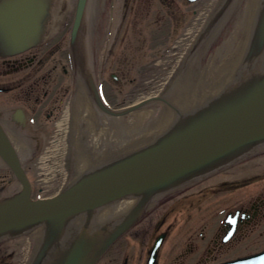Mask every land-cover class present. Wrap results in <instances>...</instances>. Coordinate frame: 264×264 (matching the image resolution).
Here are the masks:
<instances>
[{
	"label": "flooded vegetation",
	"instance_id": "af4514ba",
	"mask_svg": "<svg viewBox=\"0 0 264 264\" xmlns=\"http://www.w3.org/2000/svg\"><path fill=\"white\" fill-rule=\"evenodd\" d=\"M78 1L52 0L53 18L38 44L10 55L0 49V150L7 153L8 142L15 152H31L21 164L33 198H43L36 158L62 135L63 113L70 114L68 131L75 134L72 110L80 88L97 104L95 89L106 106L120 108L123 85L134 82L126 80L129 73L168 72L174 65L178 70L203 49L200 34L222 0H89L95 22L74 49ZM240 12L233 5L226 16L231 20ZM75 52L86 55L85 66H74ZM256 157L151 198L96 264H264V152ZM73 167L68 162V179ZM21 189L0 154V201ZM31 234L1 238L0 264H50L44 257L35 262L41 242Z\"/></svg>",
	"mask_w": 264,
	"mask_h": 264
},
{
	"label": "water",
	"instance_id": "95a60500",
	"mask_svg": "<svg viewBox=\"0 0 264 264\" xmlns=\"http://www.w3.org/2000/svg\"><path fill=\"white\" fill-rule=\"evenodd\" d=\"M241 3L220 2L200 34L198 42L203 49L189 55L163 91L149 101L115 110L105 108L97 89L91 92L98 104L81 90L91 106L113 116L127 115L155 101L173 109L164 127L124 158L85 172L53 198L32 200L21 161L7 142V153L0 150V154L7 158L22 190L0 201V239L31 231L41 242L35 262L44 257L50 264H95L133 225L151 198L264 150V0H259L258 23L249 47L219 94L193 108L184 106L180 92L189 67L204 57L216 32L230 18L227 12L233 5L238 10ZM51 6L52 0H7L6 5H0V48L15 54L38 42ZM79 14L72 36L74 49L81 48L79 35L91 25L89 0H83ZM75 60L77 68L87 64L82 52H75ZM111 221L116 222L112 228H101Z\"/></svg>",
	"mask_w": 264,
	"mask_h": 264
},
{
	"label": "bare ground",
	"instance_id": "6f19581e",
	"mask_svg": "<svg viewBox=\"0 0 264 264\" xmlns=\"http://www.w3.org/2000/svg\"><path fill=\"white\" fill-rule=\"evenodd\" d=\"M242 1L243 2L241 3L240 8L237 10L241 11L240 14L234 19L230 20L229 18L218 29L204 57L189 67L185 78V84L183 83L180 90L182 96L184 97V106L194 108L195 106H199L218 95L225 85L233 67L247 51L258 23L259 0ZM82 3L83 0L78 1L71 37L73 36V32L75 33L77 31L76 29L78 27L80 17L79 9L82 8ZM93 11L94 6L91 5V23L94 15ZM52 14L53 7L51 6L46 16L45 30L41 34L39 41L34 45L42 41L47 35L50 22L53 18ZM235 19L237 20L235 21ZM71 43H73L72 39ZM32 46L33 45L30 47ZM1 50H6L7 54H11V51H8L7 48ZM22 51L24 50H19L17 53ZM73 63L76 67L75 53H73ZM158 92L160 93V91ZM157 95L155 94L143 101H149ZM102 103L105 108H110L106 106L104 102ZM138 104H134L132 106H136ZM74 105L75 109L72 111L74 112V115L80 117V121L82 123L81 127H76L77 129L75 130L77 139L75 138L76 136L73 135V130L71 132H66L65 138L63 139V145L61 141V133L55 136L56 144L47 152L50 153L48 154L49 157L53 154H57L56 158L49 164H46V161L42 162V166L49 170L51 174L53 172L54 174L57 172L58 176L62 175L61 172L64 170L65 165L60 164L61 158H58V155L63 156L64 152L68 149H80L82 143L81 139L84 137L82 132H89L88 130H92V128L97 129L99 128V125H107V129H100L97 134L95 133V135L93 134L92 136H90V134L87 135L86 138H92V140H87L88 145L85 146L90 156L81 163L77 164V166L73 167L74 174L68 180V183L71 182L70 184L75 183L85 172L87 173L89 170L94 168H101L115 160L124 158L133 152L135 149L155 136L164 127L172 113V110H170V113L167 112L168 109H165L161 104L150 106L148 103L142 107V110L139 109L138 111L137 109V111L135 110L124 116H113L108 114V112L98 111L91 106L84 99L81 89L75 96ZM64 123L65 120H63L60 125L63 127ZM109 127L113 128V134H110L109 136L111 137L109 138L108 135L104 137V135L109 132ZM65 139L67 144L71 141L74 143V145L70 144V147L72 148L64 146ZM84 139L85 137L83 140ZM16 151L19 152L18 154L21 156V159L19 158L21 162H26L30 157L29 154L31 152H29L26 147H18ZM263 152L264 150L253 154L240 162L251 158L253 159L258 155L260 156ZM63 186L64 184L61 187ZM32 237L33 240L37 242L35 236L32 235Z\"/></svg>",
	"mask_w": 264,
	"mask_h": 264
},
{
	"label": "rangeland",
	"instance_id": "374dc122",
	"mask_svg": "<svg viewBox=\"0 0 264 264\" xmlns=\"http://www.w3.org/2000/svg\"><path fill=\"white\" fill-rule=\"evenodd\" d=\"M97 11V10H94ZM96 15V13H95ZM237 19H235L236 21ZM92 22H94V20H92ZM178 64V63H177ZM176 64V65H177ZM173 68H171L170 71L168 72H164V71H145V70H141V71H136V72H131L129 73L128 77L126 80H133L134 82L132 83V85H126L124 84L123 88H122V93L124 96V103L120 106H132L134 104H138L141 101L154 96L155 94L157 95L160 91V93L163 91L165 85L167 84V82L169 81V79L172 77V75L174 74L175 70H176V66H172ZM185 84V81H184ZM199 90V89H197ZM195 91V90H193ZM204 91V89H203ZM132 98V99H131ZM134 98V99H133ZM131 99V100H130ZM157 105V104H161L164 106L165 109H168L167 112L170 113V110L173 111V109L171 108V106L168 103H164V102H160V101H155L151 104H149L150 106L153 105ZM193 106V105H192ZM142 110V107L139 108ZM138 109V111H139ZM137 111V110H136ZM130 114V113H129ZM69 113L65 112L63 113L64 118H62L63 120H65V123L63 124V127L60 125V130L62 129V135H61V141H62V145H63V139L65 138V134L68 131V127L69 126ZM128 115V114H127ZM80 117L75 115V119H74V125H75V130L79 127H81V121H80ZM68 124V126H67ZM105 126H101L99 125V128H92V130H88L89 132H82L83 136L85 137V139L83 140L84 137H82V143H81V148H75L73 149H68L67 151L64 152L63 156L58 155V158L60 159V164H68V162H70L71 165H73L74 167L77 166V164L81 163L82 161H84L85 159H87V157L90 156L89 152L86 149V145H88V141L87 140H92V138H86L87 135L90 134V136H92L93 134L95 135V133L97 134V132L100 129H107ZM77 127V128H76ZM86 131V130H85ZM109 132H107V134L104 135L107 136L108 138L111 137L109 136L110 134H113V128L109 127ZM74 136H76L75 138L77 139V135L74 134ZM103 138V137H102ZM77 141V140H76ZM66 139L64 140V146L65 147H70V144L74 143L71 141L69 142L67 145ZM83 144V145H82ZM59 145V144H58ZM72 148V147H70ZM66 150V149H65ZM47 151L40 153L37 158H36V162L38 166V169L40 170V172H42L41 176H40V180L38 182V184L36 185L37 188H41L39 190H41L42 192H39V195H42L43 197L48 196L49 194L55 193L56 190H58V185L61 183V180L58 178V173L56 172L54 174V172L51 174V172L47 169H45V167L42 166V162L46 161V164L52 163L57 154H53L50 157L48 156ZM257 158V157H256ZM259 158V155H258ZM257 158V159H258ZM60 180V181H59ZM114 244V243H113Z\"/></svg>",
	"mask_w": 264,
	"mask_h": 264
}]
</instances>
